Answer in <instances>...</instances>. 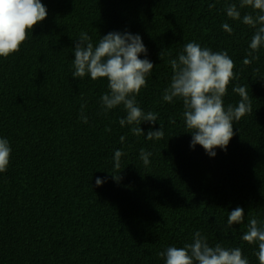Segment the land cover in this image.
Instances as JSON below:
<instances>
[{
  "label": "trees",
  "instance_id": "1",
  "mask_svg": "<svg viewBox=\"0 0 264 264\" xmlns=\"http://www.w3.org/2000/svg\"><path fill=\"white\" fill-rule=\"evenodd\" d=\"M41 2L46 19L19 52L0 57V138L12 149L0 173V264H165L159 253L192 242L197 231L210 246L239 247L249 264H259L258 245L242 236L250 218L264 223V46L243 63L251 59L255 29L227 16L239 0ZM110 32L138 34L147 49L139 58L154 65L136 97L145 113L157 114L155 124L141 123L145 135L119 124L123 105L104 111L106 78L72 77L80 34L96 45ZM189 42L226 51L234 61L225 107L238 106L236 86L246 87L251 104L215 157L190 147L182 100H163L170 61ZM82 104L88 123L80 119ZM160 125L163 138L148 140ZM142 148L152 154L147 166ZM116 150L124 153L118 170ZM97 178L104 183L97 186ZM238 206L244 221L229 227Z\"/></svg>",
  "mask_w": 264,
  "mask_h": 264
},
{
  "label": "clouds",
  "instance_id": "2",
  "mask_svg": "<svg viewBox=\"0 0 264 264\" xmlns=\"http://www.w3.org/2000/svg\"><path fill=\"white\" fill-rule=\"evenodd\" d=\"M214 7V5L209 6ZM251 8L257 15L246 13L241 18L240 9ZM227 16L233 20L255 29L249 44L248 57L243 60L248 65L258 57L253 53L264 46V0H239L230 4L226 9ZM48 11L41 0H0V57L20 51L21 45L27 40L28 33L38 23L44 21ZM222 28L232 33V28L224 23ZM147 55L141 37L129 32H110L101 37L93 45L87 33H81L74 47L73 78L90 76L92 80L107 79L108 92L101 96V106L105 112L123 105L126 116L119 120V124L134 125L131 132L136 135H145L140 125L142 122H157V114L145 113L137 104L136 97L143 87H146V77L154 68L148 59H140V54ZM162 58V57H161ZM170 65L173 71L171 82L164 90L163 100L172 103L174 98L183 102V119L192 139L190 147L195 149L200 145L210 157L216 156L215 149H227L230 140L235 135L233 121H239L244 115L251 112V104L246 87L236 86L235 93L241 97L238 106L224 105V96L228 85L235 78L234 61L226 51L214 52L210 48L202 47L196 42H189L184 46L178 59H172ZM85 105H81L80 119L88 123L84 115ZM110 131V129H105ZM164 136L163 128L149 130L148 140H160ZM124 137H121V141ZM11 146L6 138H0V173L7 171L11 159ZM124 155L121 150L114 154V167L120 168V158ZM152 154L143 148L140 158L144 165L150 163ZM119 181L120 176L113 175ZM104 183L96 179V185ZM245 212L242 207H236L227 217L229 227L241 224ZM242 240L248 244H257L256 256L259 264H264V223L255 217L248 221L247 230ZM165 259V264H249L239 247L226 248L220 244L210 246L207 238L197 231L192 242L183 247L170 246L159 253Z\"/></svg>",
  "mask_w": 264,
  "mask_h": 264
}]
</instances>
